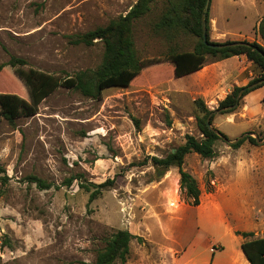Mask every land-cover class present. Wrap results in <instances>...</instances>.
Listing matches in <instances>:
<instances>
[{
	"label": "rangeland",
	"instance_id": "374dc122",
	"mask_svg": "<svg viewBox=\"0 0 264 264\" xmlns=\"http://www.w3.org/2000/svg\"><path fill=\"white\" fill-rule=\"evenodd\" d=\"M136 2L0 0V64L11 56L21 58L27 62L23 70L58 80L93 70L102 61V43L73 45L67 37L105 26ZM219 5L229 10L231 27L244 25L238 19L241 11L251 23V14L264 9L261 0H221ZM167 8L168 1L157 0L133 23L140 59L164 56L173 46L175 52L193 49V36L168 39L152 31ZM257 26L254 35L251 30L245 34L248 39L211 41L255 37L261 43ZM258 74L244 56L220 61L207 57L201 70L181 78L166 64L160 71L141 73L128 87L104 90L97 100L59 86L33 105L32 116L20 117L13 125L1 119L0 178L5 180L0 181V264H89L118 230L134 236L125 264H196V251L205 248L210 251L198 264H210L213 256L217 264H225L236 247L225 224L217 217L209 219V207L198 217L197 207L179 191L178 169H158L150 158L165 157L184 144L186 135L202 137L196 126V99L215 110L234 86H245ZM23 90L24 84L5 67L0 93L24 96ZM243 105L244 98L234 112L215 114L212 126L230 142L250 133L246 137L257 139L258 145L246 140L233 149L219 138L214 159L190 153L182 170L198 184L199 206L219 198L229 225L234 220L245 227L248 217L240 214L247 209L264 229V99L251 119L241 115ZM30 176L52 187L39 190L27 180ZM70 177L75 179L67 187ZM108 181L113 183L92 202L90 193L79 187L93 191Z\"/></svg>",
	"mask_w": 264,
	"mask_h": 264
},
{
	"label": "trees",
	"instance_id": "16d2710c",
	"mask_svg": "<svg viewBox=\"0 0 264 264\" xmlns=\"http://www.w3.org/2000/svg\"><path fill=\"white\" fill-rule=\"evenodd\" d=\"M156 1L137 0L124 16L110 20L105 26L67 37L69 43L73 45L90 47L96 43L95 41L102 43V61L93 70L79 71L72 77L58 80L52 75L36 70H23L27 62L21 58L11 56L6 63L0 64V72L7 67L10 73L25 87V90H23L24 96L13 93H0V120L4 119L8 124L13 125L14 121L20 117L32 116L34 114L33 105L59 86L73 89L84 97L97 100L104 90L128 87L141 73L148 70L160 71L166 64L171 65L175 78H181L201 70L207 57L220 61L231 57L244 56L248 62L258 69L259 74L257 77L251 79L245 86H234L231 93L227 94L218 103L215 110H209L200 98L194 101L199 113L196 116V126L202 137L196 138L186 135L184 144L176 147L174 153L170 152L162 158H150L152 165L158 169L167 170L170 167L178 169L179 191L189 201V205L195 207L199 205L200 190L195 179L182 170L184 158L186 155L194 153L202 159H214L217 156L214 145L219 137L208 129L207 119L209 118V122L212 124L214 115L218 114L216 111L219 110L220 115L234 112L248 93L264 86L263 82L252 90L246 88L250 84L264 80V15L256 28V34L259 36L261 43L244 40L240 41L244 45L212 49L206 47L202 42L201 22L204 18L207 41L210 44H216V42L210 40L209 10L204 13L205 0H166L168 1V8L151 25L152 31L157 34L163 33L168 39L173 38L174 35L193 36L196 38V43L191 51L175 52L173 46L164 56L140 59L134 47L133 23L148 14L152 3ZM233 42L225 41L224 44ZM243 88H245V91L237 108L227 109L235 104V97ZM134 124L137 127L138 121L134 120ZM223 137L227 139L225 135ZM246 140L253 145H258L257 139L245 137L232 144L231 147L238 149ZM74 179L70 177L65 180L64 185L70 187ZM4 180L5 177L0 178L3 183ZM27 180L34 183L39 190H47L52 187V184L34 176L28 177ZM112 183L113 181H108L104 184L95 185L93 191L87 185L80 184L79 187L90 193L89 202H92L101 194L102 189ZM235 235L241 238L253 237L252 232H235ZM133 238L134 236L128 231H116L106 239L104 247L96 252L94 261L89 264H125L129 255V245ZM240 249L249 264H264V237L244 241L241 243Z\"/></svg>",
	"mask_w": 264,
	"mask_h": 264
},
{
	"label": "crops",
	"instance_id": "0c3cea01",
	"mask_svg": "<svg viewBox=\"0 0 264 264\" xmlns=\"http://www.w3.org/2000/svg\"><path fill=\"white\" fill-rule=\"evenodd\" d=\"M232 2L234 0H231ZM219 3H221V0H210V6H209V17H210V22L212 24L209 25V30H210V40H226L228 37H242L243 39H248L246 38L245 34H249L250 30L253 32L254 35V28L259 24L262 16L264 15V9L262 10L261 14H251L254 17L253 22L247 23V14L245 15L244 12L239 13L238 19L243 20L244 25L243 26H237L236 27H231L232 23V16L230 17L229 15V10L225 12V10L222 8V5L220 6ZM222 3H224L222 1ZM234 6H232V10ZM241 7V5H240ZM245 15V16H243ZM234 26V25H233ZM245 28V29H244ZM247 30V31H245ZM253 41L255 40V37H252ZM253 41H248V42H253ZM234 42H240V41H234ZM237 57V56H236ZM233 58V57H231ZM235 58V57H234ZM230 59V58H229ZM239 59V58H238ZM228 60V59H226ZM218 63H214V67H216ZM250 66V64L248 65ZM246 68V67H245ZM244 68V69H245ZM198 72V71H197ZM237 84V83H236ZM238 87H242V85H238ZM264 99V86L259 87L250 93H248L244 97V105L242 107V113L245 118L251 119L253 116H255V113L258 111V105H260V102ZM220 199H215L213 198L209 203L205 204L204 206H196V214L199 217L201 214L200 211L203 210V212L206 211V209L209 207V210L211 211L210 215L208 216L209 219H214L215 217L218 218L220 223L225 224V233L230 237L233 242H235L236 247L233 248L232 251L227 256V259L225 261V264H249L248 261L246 260L244 254L242 253L240 249V245L244 241H251L254 239L262 238L264 237L263 231L264 229L261 228V224L256 223L252 221V216L253 212L245 209L240 215L245 213V216L247 215L248 220L246 219V226L241 228L236 226V222L233 220L232 225H229V222L226 219V214L223 211V208L221 207V204L219 203ZM228 218V217H227ZM237 218V217H236ZM234 222V223H233ZM250 224V227H249ZM260 230L261 234L259 235L258 232ZM235 232H252L253 237H248L247 238H241L240 236H236ZM256 234V235H255ZM197 240V239H196ZM199 247V244L196 243V250ZM222 248V247H221ZM220 248V249H221ZM209 250L210 248H205L204 250L196 251V264H198V260L200 261V257L203 256V254ZM224 249H222V252ZM204 257V256H203ZM215 256L211 258V263L210 264H217V261H215ZM219 264V263H218Z\"/></svg>",
	"mask_w": 264,
	"mask_h": 264
},
{
	"label": "water",
	"instance_id": "95a60500",
	"mask_svg": "<svg viewBox=\"0 0 264 264\" xmlns=\"http://www.w3.org/2000/svg\"><path fill=\"white\" fill-rule=\"evenodd\" d=\"M209 6H210V0H205L204 13L208 12ZM201 25H202V42L208 48H212V49H222V48H226V47H230V46L244 45V43H242V42H233V43H229V44H224V43L210 44L207 41L206 26H205L204 18L202 19ZM263 82H264V80L258 81L256 83H253V84H250V85L246 86V88L248 90H252V89L258 87L259 85H261ZM244 91H245V88L241 89L237 93V95L235 97V104L233 106L227 108V109H235V108H237L238 103H239V100H240L242 94L244 93ZM216 112L219 113L220 111L218 110ZM206 125H207V127H208L209 130H211L212 132H214L219 138H223L225 141H227L231 145L237 143L239 140L243 139L244 137L251 135L250 133L244 134V135L240 136L239 138L235 139L234 141L230 142L225 137H223V135L216 128H214L212 126V124H210L209 118L206 121ZM261 142H264V139ZM174 152H175V149H173L171 151V153H174Z\"/></svg>",
	"mask_w": 264,
	"mask_h": 264
}]
</instances>
